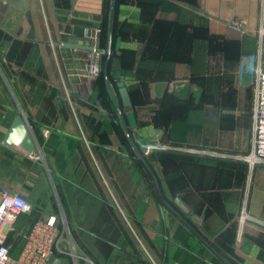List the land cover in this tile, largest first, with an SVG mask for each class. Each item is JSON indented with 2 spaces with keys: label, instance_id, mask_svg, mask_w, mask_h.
Here are the masks:
<instances>
[{
  "label": "crops",
  "instance_id": "1",
  "mask_svg": "<svg viewBox=\"0 0 264 264\" xmlns=\"http://www.w3.org/2000/svg\"><path fill=\"white\" fill-rule=\"evenodd\" d=\"M112 2L0 0V203L10 191L33 206L13 257L35 221L57 217L49 264H264V167L239 159L253 149L264 0H116L102 85L87 73L108 59ZM105 25V48L71 46ZM19 114L41 160L4 144Z\"/></svg>",
  "mask_w": 264,
  "mask_h": 264
},
{
  "label": "built area",
  "instance_id": "2",
  "mask_svg": "<svg viewBox=\"0 0 264 264\" xmlns=\"http://www.w3.org/2000/svg\"><path fill=\"white\" fill-rule=\"evenodd\" d=\"M241 22H235L232 27L239 29ZM101 29L88 28L84 32V39L90 46L96 47ZM97 48V47H96ZM256 61L255 56L244 57L242 69ZM99 64L88 69L87 77L95 78L100 75ZM251 84L255 92L253 149L249 155L239 157L251 167H264V69L253 66L251 68ZM149 150L145 154H149ZM33 159L41 160V155H32ZM0 203V264H49L60 250L62 244V225L64 220L57 217L39 219L32 225L25 235L24 245L18 257H13L12 246L8 243L9 236L15 232L14 224L22 215L33 210L30 200L19 193L4 191ZM250 217L243 212L240 220L248 221Z\"/></svg>",
  "mask_w": 264,
  "mask_h": 264
},
{
  "label": "water",
  "instance_id": "3",
  "mask_svg": "<svg viewBox=\"0 0 264 264\" xmlns=\"http://www.w3.org/2000/svg\"><path fill=\"white\" fill-rule=\"evenodd\" d=\"M115 4H116V0H113L112 12H111V18H110L111 42H110V46L108 49V59H107V62L105 64V69H104L105 77L107 79L108 84H109L108 72H109V66H110L111 57H112V45H111V43H112V33H113V24H114ZM71 46L74 48H78V49H85V50L91 51V52H97L98 51V49L96 47H93V46H82V45H71ZM117 87L119 88L123 107H125V108L130 107L131 106V100H130V95H129L126 87L122 83H118ZM109 91H110V94L112 95L114 104L116 105L117 110L120 114L121 121L123 122V125L126 127V123H125V119H124L121 107L119 106L118 101L114 96V93H113L111 86H109ZM126 131H127V129H126ZM129 139H130V144L132 146V149L135 152L136 156L146 164L144 155L138 149L137 145L133 142L130 135H129ZM4 144L8 147L13 146V145L19 146V147L23 148L29 154H33L35 152L36 143H35L32 135L29 132L27 123H26L22 114H19L15 118L11 128L9 129V131H8V133L4 139ZM221 258L227 264H232L229 261H227L226 259H224L222 256H221Z\"/></svg>",
  "mask_w": 264,
  "mask_h": 264
},
{
  "label": "trees",
  "instance_id": "4",
  "mask_svg": "<svg viewBox=\"0 0 264 264\" xmlns=\"http://www.w3.org/2000/svg\"><path fill=\"white\" fill-rule=\"evenodd\" d=\"M112 36H113V39L112 41H114V29H113V33H112ZM108 27L107 25H105L103 27V29H101V33H100V40H101V45L103 48H105L107 46V40H108ZM113 48V47H112ZM103 69L102 71L100 72V75H99V82L104 85L105 81H107L106 77H105V73H104V69H105V64L107 62V57L105 56L104 60H103ZM111 63V62H110ZM109 69H110V66H109ZM108 78H109V81H110V73L108 72Z\"/></svg>",
  "mask_w": 264,
  "mask_h": 264
},
{
  "label": "rangeland",
  "instance_id": "5",
  "mask_svg": "<svg viewBox=\"0 0 264 264\" xmlns=\"http://www.w3.org/2000/svg\"><path fill=\"white\" fill-rule=\"evenodd\" d=\"M241 216H242V214H241ZM241 216H240V218H241ZM66 227V226H65ZM65 234L67 235L68 233H67V229H65Z\"/></svg>",
  "mask_w": 264,
  "mask_h": 264
}]
</instances>
